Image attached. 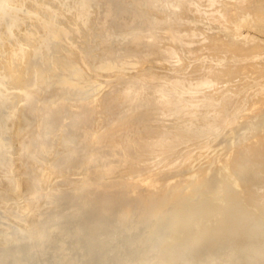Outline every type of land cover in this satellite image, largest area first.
<instances>
[{
    "label": "rangeland",
    "instance_id": "1",
    "mask_svg": "<svg viewBox=\"0 0 264 264\" xmlns=\"http://www.w3.org/2000/svg\"><path fill=\"white\" fill-rule=\"evenodd\" d=\"M154 1L0 0V264H264V0ZM153 185L164 206L144 215Z\"/></svg>",
    "mask_w": 264,
    "mask_h": 264
},
{
    "label": "bare ground",
    "instance_id": "2",
    "mask_svg": "<svg viewBox=\"0 0 264 264\" xmlns=\"http://www.w3.org/2000/svg\"><path fill=\"white\" fill-rule=\"evenodd\" d=\"M123 1H124V0H123ZM143 1H145V0H143ZM148 1H149V0H148ZM148 1L146 0L145 5H146V3H147ZM153 1H154V0H153ZM155 1H157V0H155ZM155 1H154V2H155ZM157 2H160V0L157 1ZM142 3H143V2H142ZM148 3H150V6H151L152 4H153V5H156V4H154V3L152 2V0H151L150 2H148ZM148 3H147V6H148ZM155 3H156V2H155ZM163 3H164V2H162L161 4L163 5ZM157 4H158V3H157ZM164 5L167 6V4H165V3H164ZM168 5H169V4H168ZM170 5H171V4H170ZM172 5H173V4H172ZM157 6H158V5H156V7H157ZM159 6H160V3H159ZM165 6H164V7H165ZM161 7H162V6H161ZM224 7H225V6H224ZM238 7H239V6H238ZM240 7H241V6H240ZM145 8H147V7H145ZM170 8H172V7H170ZM140 9H141V8H140ZM149 10H150V9H149ZM172 10H173V9H172ZM247 10H248V9H247ZM150 11H151V10H150ZM138 12H139V11H138ZM141 12L143 13V12H145V10L143 9ZM141 12H140V13H141ZM146 12H147V11H146ZM244 12H245V10H244ZM169 13H170V12H169ZM7 14H8V13H7ZM147 14H148V13H147ZM174 14H175V13H174ZM176 14H177V13H176ZM231 14H232V13H231ZM140 15H141V14H140ZM148 15H149V14H148ZM171 15H172V14H171ZM117 16H118V15H117ZM117 16H116V17H117ZM142 16H143V14H142ZM145 16H146V14H145ZM148 17H149V16H148ZM222 17H223V16H222ZM245 17H246V16H245ZM136 18H138V17H135V19H136ZM173 18H174V17H173ZM175 18H176V17H175ZM175 18H174V19H175ZM138 19H139V18H138ZM140 19H141V18H140ZM156 19H157V18H156ZM158 19H159V18H158ZM221 19H222V18H221ZM146 20H147V19H146ZM146 20H145V21H146ZM170 20H171V19H170ZM223 20H225V18H224ZM143 21H144V20H143ZM148 21H149V20H148ZM157 21H158V20H157ZM181 21H182V20H181ZM120 22H121V21H120ZM123 22H124V21H123ZM130 22H131V21H129L128 23H130ZM138 22H139V21H138ZM149 22H150V21H149ZM158 22H159V21H158ZM133 23H134V21H133ZM147 23H148V22H147ZM150 23H151V22H150ZM221 23H222V22H221ZM125 24H127V23H125ZM142 24H143V23H142ZM144 24H145V23H144ZM151 24H152V23H151ZM171 24H172V23H171ZM208 24H209V23H208ZM208 24H207V26H209ZM236 24H237V23H236ZM236 24H235V27L237 26ZM152 25H153V24H152ZM152 25H151V26H152ZM240 25H241V24H240ZM245 25H246V24H245ZM245 25H244V26H245ZM139 26H140V24H139L137 27H139ZM142 26H143V25H142ZM171 26H172V25H171ZM173 26H174V25H173ZM173 26H172V27H173ZM181 26H182V25H181ZM195 26H196V25H195ZM242 26H243V24H242ZM242 26H241V27H242ZM154 27H155V26H154ZM237 27H238V28H241V27H239V25H238ZM150 28H152V27H150ZM156 28H157V27H156ZM158 28H159V27H158ZM173 28H174V27H173ZM221 28H222V27H221ZM141 29H142V28H141ZM169 30H172V28H171V29H168V31H169ZM194 30H195V29H194ZM223 30H224V29H223ZM154 31H155V30H154ZM173 31H174V30H173ZM173 31L171 32V36H172L175 40H177V39H178V36H177L178 34H177V35L174 34ZM237 31H238V30H237ZM256 31H257V30H256ZM256 31H255V32H256ZM151 32H152V31H150V33H151ZM169 32H170V31H169ZM238 32H239V31H238ZM226 33H227V32H226ZM231 33H234V32H231ZM151 34H152V33H151ZM152 35H154V32H153ZM234 35H235V33H234ZM240 35H241V34H240ZM247 35H248V33H247ZM10 36H11V35H10ZM14 36H15V35H14ZM60 36H61V35H60ZM119 36H120V35H119ZM137 36L139 37V35H137ZM141 36H142V35H141ZM147 36H148V35H147ZM150 36H151V35H150ZM182 36H183V35H182ZM135 37H136V36H135ZM148 37H149V36H148ZM154 37H155V36H154ZM154 37H153V40H152V41H154ZM223 37H224V36H223ZM219 38H220V36H219ZM227 38H228V37H227ZM233 38H234V37H233ZM247 38H248V37H247ZM249 38H250V37H249ZM115 39H116V38H115ZM148 39H149V38H148ZM235 39H236V38H235ZM235 39H234V40H235ZM124 40H125V39H124ZM133 40H134V39H133ZM140 40H141V39H140ZM210 40H211V39H210ZM246 40H247V39H246ZM253 40H254V39H253ZM253 40H252V42H254ZM120 41H121V40H120ZM215 41L217 42V39H216ZM235 41H236V40H235ZM237 41H238V40H237ZM121 42H122V41H121ZM218 42L220 43V41H218ZM123 43H124V41H123ZM214 43H215V42H214ZM234 43H235V42H234ZM238 43H239V42H238ZM238 43H237V44H238ZM118 44H119V43H118ZM222 44H223V43L221 42V47H222V46H225V45H222ZM235 44H236V43H235ZM157 45H158V44H157ZM219 45H220V44H219ZM116 46H117V45H116ZM119 46H120V45H119ZM150 46H151V45H150ZM154 46H155V44H154ZM176 46H177V45H176ZM243 46H244V45H243ZM152 47H153V46H152ZM185 47H186V46H185ZM231 47H232V46H231ZM110 48H111V47H110ZM110 48H109V49H110ZM148 48H149V47H148ZM171 48H172V47H171ZM177 48H178V47H177ZM179 48H180V47H179ZM183 48H184V47H183ZM186 48H187V47H186ZM224 48H225V47H224ZM111 49H114V48H111ZM123 49H124V48H123ZM221 49L223 50V48H221ZM233 49H235V48H233ZM115 50H116V52L118 51L117 49H115ZM119 50H120V49H119ZM137 50H138V49H137ZM186 50H187V49H186ZM225 50H226V48H225ZM225 50H224V51H225ZM237 50H239V48H237ZM237 50H236V51H237ZM108 51H109V50H108ZM113 51H114V50H113ZM133 51H134V50H133ZM181 51H182V50H181ZM191 51H192V50H191ZM250 51H251V49H250ZM250 51H249V52H250ZM101 52H102V51H101ZM135 52H136V51H135ZM160 52H161V51H160ZM175 52H177V51H175ZM195 52H196V51H195ZM227 52H229L228 49H227L226 53H227ZM233 52H234V54H235V51H234V50H233L232 52L230 51V54H233ZM242 52H245V51L243 50ZM242 52L240 51V52L238 53V51H237L236 55H237V54L240 55V53H241V54H242V55H240V57H241V56L244 55ZM258 52H259V51H258ZM114 53H115V52H114ZM147 53H148V52H147ZM183 53H184V52H183ZM183 53H181V54H183ZM254 53H255V52H253V54H254ZM111 54H113V53H111ZM119 54H120V53H119ZM163 54H164V53H163ZM175 54H176V53H175ZM247 54H248V53H247ZM115 55H117V54H114V56H115ZM227 55H228V54H227ZM236 55H235V56H236ZM251 55H252V54H251ZM123 56H124V55H123ZM178 56H179V55H178ZM133 57H135V56H133ZM133 57H132V58H133ZM238 57H239V56H238ZM77 58H78V57H77ZM124 58H125V57H124ZM136 58H138V57H136ZM245 58H247V57L245 56ZM79 59H80V58H79ZM116 59H117V58H116ZM130 59H131V58H130ZM233 59H235V57H234ZM113 60H115V59H113ZM235 60H236V59H235ZM85 61H87V60H85ZM165 61H166V60H165ZM13 62H14V61H13ZM66 62H67V61H66ZM83 63H85V62L83 61ZM83 63H82V64H83ZM86 63H88V62H86ZM136 63H137V62H136ZM242 63H243V62H242ZM246 63H247V62H246ZM238 64H239V63H238ZM243 64H244V63H243ZM250 64H251V63H250ZM259 64H260V63H259ZM261 64H262V63H261ZM32 65H33V64H32ZM32 65H31V66H32ZM84 65H86V64H84ZM164 65H165V64H164ZM169 65H170V64H169ZM241 65H242V64H241ZM31 66H30V68H31ZM86 66H87V65H86ZM236 66H237V71L240 70V69H238V65H236ZM104 67H105V66H104ZM112 67H113V66H112ZM176 67H177V66H176ZM253 67H254V66H253ZM258 67H259V66H258ZM98 68H99V67H98ZM100 68H101V67H100ZM143 68H145V67H143ZM173 68H174V67H173ZM184 68H185V67H184ZM239 68H240V67H239ZM245 68L248 69L247 67H243V69H245ZM251 68H252V67H251ZM103 69H104V68H103ZM158 69H159V68H158ZM163 69H164V68H163ZM163 69H162V70H163ZM234 69H236V68L234 67ZM246 69H245V70H246ZM123 70H124V69H123ZM183 70H184V69H183ZM248 70H249V69H248ZM248 70H247V71H248ZM257 70H259V69H257ZM37 71H38V70H37ZM225 71L227 72L228 70H225ZM232 71H233V70H232ZM232 71H230V72H232ZM247 71H245V72H246V75H247ZM123 72H124V71H123ZM164 72H165V71H164ZM169 72H170V70H169ZM173 72H174V71H173ZM175 72H177V71H175ZM228 72H229V71H228ZM238 72H239V74H240L242 71L240 70V71H238ZM238 72H237V73H238ZM253 72H254V71H253ZM85 73H86V72H85ZM137 73H138V72H137ZM114 74H115V73H114ZM123 74H124V73H123ZM162 74H163V73H162ZM231 74H232V73H231ZM233 74L236 76L235 72H234ZM242 74H243V73H242ZM250 74H251V72H250ZM255 74H256V73H255ZM80 75H81V74H80ZM121 75H122V74H121ZM138 75H139V74H138ZM142 75H143V73H142ZM223 75H224V74H223ZM234 75H233V76H234ZM135 76H136V74H135ZM166 76H168V75H166ZM227 76H229V75H227ZM237 76H238V75H237ZM242 76H244V75H242ZM257 76H258V75H257ZM41 77H42V76H41ZM121 77H122V76H121ZM124 77H125V76H124ZM143 77H144V76H143ZM161 77H162V76H161ZM230 77H232V76H230ZM239 77H240V75H239ZM245 77H246V76H245ZM78 78H79V77H78ZM114 78H115V77H114ZM119 78H120V77H119ZM145 78H146V77H145ZM157 78H158V76H157ZM232 78H233V77H232ZM235 78H236V77H235ZM22 79H23V78H22ZM44 79H45V78H44ZM50 79H51V78H50ZM66 79H67V78H66ZM107 79H108V78H107ZM126 79H127V78H126ZM128 79H129V78H128ZM148 79H150L149 82H151V80H152L153 78L150 77V78H148ZM178 79H179V78H178ZM186 79H187V77H186ZM99 80H100V79H99ZM138 80H140V79H138ZM143 80H145V79H143ZM235 80H236V79H235ZM39 81H40V80H39ZM41 81H42V80H41ZM132 81H133V80H132ZM135 81H136V80H135ZM135 81H133V84L135 83ZM153 81H154V80H153ZM128 82H129V81H128ZM144 82H145V81H142V82H141V85H142V86L140 85L139 88L142 87L141 89H143V87H145V86L148 85V83H144ZM159 82H160V81H159ZM52 83H53V82H52ZM60 83H61V82H60ZM138 83H139V82H138ZM153 83H154V82H153ZM163 83H164V81H163ZM72 84H73V83H72ZM72 84L70 83V85H72ZM136 84H137V83H136ZM168 84H169V83H168ZM185 84H186V83H185ZM188 84H189V83H188ZM243 84H244V83H243ZM101 85H102V84H101ZM112 85H114V83H113ZM112 85H111V86H112ZM121 85H122V84H121ZM150 85H152V83H151ZM163 85L166 86L167 84H163ZM36 86H37V84H36ZM135 86H136V85H135ZM34 87H35V86H34ZM43 87H44V86H43ZM75 87H76V86H75ZM94 87H95V86H94ZM96 87H97V86H96ZM166 87H167V86H166ZM187 87H188V86H187ZM235 87H236V86H235ZM44 88H45V87H44ZM46 88H47V87H46ZM120 88H121V87H120ZM122 88H123V87H122ZM247 88H248V87H247ZM261 88H262V87H261ZM161 89H162V88H161ZM245 89H246V88H245ZM259 89H260V88H259ZM102 90H103V89H102ZM117 90H118V89H117ZM175 90H176V89H175ZM247 90H248V89H247ZM129 91H131V90H129ZM250 91H251V90H250ZM229 92H230V91H229ZM231 92H232V91H231ZM248 92H249V91H248ZM121 93H122V92H121ZM62 94H63V93H62ZM99 94H100V93H99ZM116 94H117V93H116ZM182 94H183V93H182ZM255 94H256V92H255ZM66 95H67V94H66ZM69 95H70V94H69ZM87 95H88V94H87ZM117 95H118V94H117ZM197 95H198V94H197ZM200 95H201V94H200ZM232 95H233V94H232ZM2 96H3V95H2ZM45 96H46V95H45ZM73 96H74V95H73ZM83 96H84V95H83ZM201 96H202V95H201ZM12 97H13V96H12ZM105 97H106V96H105ZM110 97H111V96H110ZM192 97H193V95H192ZM0 98H1V96H0ZM5 98H6V97H5ZM182 98H183V97H182ZM187 98H188V97H187ZM187 98H186V99H187ZM97 99H98V98H97ZM138 99H139V98H138ZM189 99H190V98H189ZM195 99H196V98H195ZM195 99H194V100H195ZM197 99H198V98H197ZM207 99H208V98H207ZM0 100H3V98L0 99ZM9 100H10V99H9ZM11 100H12V99H11ZM94 100H95V99H94ZM98 100H100V99H98ZM191 100H192V99H191ZM203 100H204V99H203ZM263 100H264V98H263ZM18 101H19V100H18ZM207 101H208V100H207ZM12 102H13V101H12ZM75 102H76V101H75ZM100 102H101V101H100ZM100 102H99V103H100ZM102 102H104V101H102ZM244 102H245V101H244ZM263 102H264V101H263ZM1 103H3V102L1 101ZM81 103H82V102H81ZM88 103H89V102H88ZM90 103L92 104V102H90ZM93 103H94V102H93ZM95 103H96V102H95ZM99 103H98V104H99ZM120 103H121V102H120ZM184 103H185V102H184ZM189 103H190V102H189ZM193 103H194V102H193ZM198 103H199V102H198ZM14 104H15V103H14ZM71 104H72V102H71ZM117 104H118V103H117ZM124 104H125V102H124ZM134 104H135V103H134ZM175 104H176V103H175ZM195 104H196V103H195ZM200 104H201V103H200ZM205 104H206V103H205ZM237 104H238V103H237ZM259 104H261V103H259ZM259 104H258V106H260ZM93 105H94V104H93ZM120 105H121V104H120ZM120 105H119V106H120ZM122 105H123V104H122ZM122 105H121V106H122ZM170 105H171V104H170ZM263 105H264V103H263ZM90 106H91V105H90ZM130 106H131V105H130ZM138 106H139V105H138ZM167 106H169V105H167ZM13 107H14V106H13ZM115 107H116V106H115ZM135 107H137V106H135ZM172 107H173V106H172ZM261 107H262V106H261ZM261 107H260V108H261ZM59 109H60V108H59ZM59 109H58V110H59ZM124 109H125V107H124ZM257 109H258V108H257ZM261 109H262V108H261ZM62 110H63V108H62ZM64 110H65V109H64ZM84 110H85V109H84ZM84 110H83V111H84ZM86 110L88 111V107H87ZM86 110H85V111H86ZM245 110H246V109H245ZM53 111H54L53 114H55V113H56L55 110H53ZM81 111H82V110H81ZM121 111H122V110H121ZM136 111H137V110H136ZM152 111H153V110H152ZM154 111H155V110H154ZM246 111H247V110H246ZM246 111H245V112H246ZM59 112H60V111H59ZM91 112H92V111H91ZM93 112H94V111H93ZM96 112H97V111H96ZM133 112H134V111H132V113H133ZM185 112H187V111H185ZM62 113H63V112H62ZM160 113H161V112H160ZM160 113H159V114H160ZM183 113H184V112H183ZM187 113H188V112H187ZM250 113H251V112H250ZM252 113H253V112H252ZM254 113H255V112H254ZM53 114H51V115H53ZM57 114H58V112H57ZM60 114H61V113H60ZM64 114H65V112H64ZM97 114H98V113H97ZM100 114H102V112H101ZM140 114H141V113H140ZM248 114H249V113H248ZM256 114H257V112H256ZM17 115H18V114H17ZM95 115H96V113H95ZM95 115L93 114V117H95ZM102 115H103V114H102ZM157 115H158V114H157ZM172 115H173V114H172ZM240 115H241V114H240ZM252 115H253V114H252ZM56 116H57V115H56ZM61 116H62V115H61ZM61 116H59V117H61ZM90 116H91V115H90ZM103 116H104V115H103ZM106 116H107V115H106ZM124 116H125V115H124ZM187 116H188V115H187ZM244 116H245V115H244ZM246 116H248V115H246ZM246 116H245V119H246ZM17 117H18V116H17ZM178 117H179V116H178ZM223 117H224V116H223ZM225 117H226V116H225ZM249 117H250V116H249ZM89 118H90V117H89ZM89 118H88V119H89ZM91 118H92V117H91ZM91 118H90V120H91ZM95 118H97V117H95ZM117 118H118V117H117ZM226 118H227V117H226ZM242 118H243V117H242ZM86 119H87V118H86ZM93 119H94V118H93ZM153 119H154V118H153ZM237 119H239V118H237ZM240 119H241V117H240ZM243 119H244V118H243ZM22 120H23V119H22ZM90 120H89V121H90ZM94 120H95V119H94ZM99 120H100V119H99ZM222 120L225 121V119H222ZM249 120H250V119H249ZM89 121H87V122L89 123ZM104 121H105V120H104ZM219 121H220V120H219ZM229 121H232V120L229 119ZM20 122H21V121H20ZM84 122H85V121H84ZM87 122H86V123H87ZM96 122H97V121H96ZM96 122H93V121L91 122V121H90V124H91V123H94V124H95ZM136 122H137V121H136ZM136 122H135V123H136ZM165 122H167V121H165ZM88 123H87V124H88ZM103 123H104V122H103ZM190 123H191V122H190ZM221 123H222V121H221ZM221 123H220V124H221ZM227 123L229 124V122H227ZM227 123H226V121H225V124H227ZM137 124H138V123H137ZM139 124H140V123H139ZM141 124H142V123H141ZM167 124H168V123H167ZM187 124H188V123H187ZM223 124H224V123H223ZM88 125H89V124H88ZM88 125H87V126H88ZM91 125H92V124H91ZM170 125H171V124H170ZM179 125H180V124H179ZM215 125H216V124H215ZM89 126H90V125H89ZM103 126H104V125H103ZM105 126H106V125H105ZM139 126H140V125H139ZM144 126H145V125H144ZM191 126H192V125H191ZM228 126H229V125H227L226 127L228 128ZM90 127H91V126H90ZM97 127H98V126H97ZM100 127H102V126H100ZM150 127H151V126H150ZM187 127H189V126H187ZM224 127H225V126H224ZM58 128H59V127H58ZM82 128H84V127H82ZM134 128H135V127H134ZM156 128H157V127H156ZM180 128H181V127H180ZM217 128H218V126H217ZM219 128H220V127H219ZM159 129H160V128H159ZM244 129H245V128H244ZM83 130H84V129H83ZM87 130H88V129H87ZM87 130H86V131H87ZM182 130H183V129H182ZM221 130H222V129H221ZM42 131H43V130H42ZM55 131H56V130H55ZM189 131H190V130H189ZM223 131H224V130H223ZM88 132H89V131H88ZM200 132H201V131H200ZM80 133H82V132H80ZM92 133H93V132H92ZM140 133L142 134V132H140ZM167 133H168V132H167ZM181 133H182V132H181ZM189 133H190V134H189ZM189 133H188V134H189L188 136L192 135V132H189ZM179 134H180V133H179ZM254 134H255V133H254ZM83 135H85V134H83ZM159 135H160V134H159ZM177 135H178V134H177ZM184 135H185V134H184ZM200 135H201V134H200ZM202 135H203V134H202ZM86 136H87V135H85L84 137H86ZM149 136H150V135H149ZM197 136H199V135H197ZM260 136H261V135H260ZM127 137H129V136H127ZM141 137H142V136H141ZM150 137H151V136H150ZM161 137H164V136H161ZM186 137H187V136H186ZM192 137H193V136H192ZM210 137L212 138V136H210ZM256 137H257V136H256ZM67 138H68V136H67ZM125 138H126V137H125ZM156 138H157V137H156ZM158 138H159V136H158ZM158 138H157V139H158ZM165 138H166V135H165ZM169 138H170V136H169ZM172 138H173V137H172ZM187 138H188V137H187ZM198 138H199V137H198ZM246 138H247V137H246ZM261 138H262V140H263V139H264V136H262ZM261 138H258V139H261ZM68 139H69V138H68ZM91 139H92V138H91ZM137 139H138V138H137ZM137 139H136V140H137ZM144 139H145V138H144ZM161 139H162V138H161ZM170 139H171V138H170ZM176 139H177V138H176ZM189 139H190V138H189ZM199 139L201 140V138H199ZM203 139H204V138H203ZM203 139H202V140H203ZM227 139H228V138H227ZM244 139H245V138H244ZM256 139H257V138H256ZM258 139L256 140L257 143H258V142H261V140L258 141ZM8 140H9V139H8ZM65 140H66V138H65ZM83 140L86 142V140L89 141L90 139H89V138H88V139L85 138V139H83ZM130 140H131V139H130ZM204 140H205V139H204ZM206 140H207V139H206ZM246 140H247V139H246ZM66 141H67V140H66ZM88 141H87V142H88ZM153 141H154V140H153ZM153 141H152V142H153ZM160 141L163 142L162 140H160ZM168 141H169V140L167 139V142H168ZM172 141H173V140H172ZM186 141H188V140H186ZM253 141H254V139H253ZM82 142H83V141H82ZM137 142H138V141H137ZM137 142H136V143H137ZM149 142H151V141H149ZM152 142H151V143H152ZM158 142H159V141H158ZM203 142H204V141H203ZM226 142H227V141H226ZM246 142H247V141H246ZM248 142H249V141H248ZM71 143H72V142H71ZM155 143H156V142H155ZM229 143H230V142H229ZM257 143H255V144H257ZM25 144H26V143H25ZM53 144H55V143H53ZM84 144H85V143H84ZM89 144H90V143H89ZM89 144H88V145L85 144V146L87 145V148H89V147H90ZM95 144H96V143H95ZM148 144H149V143H148ZM148 144H145V145H148ZM160 144H161V143H160ZM246 144H247V143H246ZM250 144H251V143H250ZM253 144H254V142H253ZM253 144H252V146H253ZM255 144H254L253 147H255ZM259 144H260V143H259ZM259 144H258V146H256L255 148H257V149L259 148V151H260V148L263 147V146H262V144H261V146L259 147ZM26 145H27V144H26ZM113 145H114V144H113ZM122 145H123V144H122ZM150 145H151V144H149V146H147L148 148H146V150H145L147 154H150V152H153V149H152L153 147L151 148ZM166 145H167V144H166ZM88 146H89V147H88ZM162 146H163L162 149L165 148V145H162ZM179 146H180V145H179ZM186 146H187V145H186ZM133 147H134V146H133ZM155 147H156V146H155ZM157 147H159V146L157 145ZM167 147H169V146H167ZM246 147H248V146H246ZM85 148H86V147H85ZM92 148H93V147H92ZM92 148H91V149H92ZM107 148H108V147H107ZM107 148H106V149H107ZM122 148H123V147H122ZM170 148H171V146H170ZM170 148H169V150H171ZM195 148H196V147H195ZM57 149H58V148H57ZM106 149L104 150L103 153H105ZM119 149H120V148H119ZM162 149H161V151H164V150H162ZM166 149H168V148H166ZM185 149H186V148H185ZM251 149H252V148H251ZM257 149H255V150H257ZM263 149H264V148H263ZM263 149H262V150H263ZM64 150H65V149H64ZM88 150H90V149H88ZM92 150H93V149H92ZM96 150H97V149H96ZM101 150H102V149H101ZM125 150H126V149H125ZM154 150H155V149H154ZM158 150H160V149H158ZM54 151H55V150H54ZM251 151H252V150H251ZM253 151H254V149H253ZM86 152H87V151H86ZM106 152H107V151H106ZM164 152H165V151H164ZM164 152H163V153H164ZM166 152H167V151H166ZM166 152H165V154H166ZM174 152H175V151H174ZM261 152H263V155H264V150L261 151ZM101 153H102V152H101ZM121 153H122V152H121ZM161 153H162V152H161ZM232 153H233V152H232ZM247 153H249V152H247ZM257 153H258V152H257ZM259 153H260V152H259ZM105 154H106V153H105ZM105 154H104V155H105ZM167 154H168V153H167ZM173 154H174V153H173ZM21 155H22V154H21ZM26 155H27V154H26ZM160 155H161V154H160ZM214 155H215V154H214ZM164 156L166 157V155H164ZM231 156H232V155H231ZM245 156H246V155H245ZM256 156H259V157L257 158ZM165 157H164V158H165ZM234 157H235V156H234ZM248 157H249V156H248ZM262 157H263V156H262ZM262 157H261L260 155H258V154L255 155V158H256V161H257L256 163H257V164H261V162L263 161V158H262ZM26 158H27V157H26ZM66 158H67V157H66ZM66 158H65V159H66ZM68 158H69V157H68ZM88 158H89V157H88ZM88 158H87V159H88ZM92 158H93V157H92ZM94 158H95V157H94ZM101 158H102V157H101ZM145 158H147V156H145V155L142 156V159H145ZM164 158H162V159H164ZM129 159H130V158H129ZM142 159H140V160L142 161ZM162 159H161V160H162ZM237 159H238V158L234 159V160L231 162V166H232V167H234V164H236ZM62 160H63V159H62ZM146 160H147V159H146ZM161 160H160V161H161ZM71 161H72V160H71ZM71 161H70V162H71ZM143 161H144V160H143ZM214 161H215V160H214ZM58 162H59V161H58ZM66 162H68L67 159H66ZM72 162H73V161H72ZM91 162H93V161H91ZM146 162H147V161H146ZM157 162H158V161H157ZM161 162H162V161H161ZM25 163H26V162H25ZM68 163H69V162H68ZM74 163H75V161H74ZM96 163H97V162H96ZM99 163H100V162H99ZM105 163H106V162H105ZM110 163H111V162H110ZM135 163H136V162H135ZM28 164H29V163H28ZM58 164H59V163H58ZM60 164H61V163H60ZM69 164H70V163H69ZM123 164H124V163H123ZM205 164H206V163H205ZM61 165H62V164H61ZM65 165H66V164H65ZM115 165H116V164H115ZM119 165H120V164H119ZM160 165H161V163H160ZM210 165H211V164H209V166H210ZM212 165H213V163H212ZM212 165H211V166H212ZM62 166H64V165H62ZM66 166H67V165H66ZM66 166H65V167H66ZM68 166H69V165H68ZM73 166H74V165H73ZM100 166H101V165H100ZM100 166H99V167H100ZM158 166H159V165H158ZM235 166H236V165H235ZM254 166H255V165H254ZM57 167H58V166H57ZM57 167H56V168H57ZM69 167H70V166H69ZM227 167H229V166H227ZM237 167H238V166H237ZM58 168H59V167H58ZM58 168H57V169H58ZM62 168H63V167H62ZM66 168H67V167H66ZM150 168H151V167H150ZM198 168H199V167H198ZM204 168H205V167H204ZM204 168H203V169H204ZM210 168H211V167H210ZM29 169H30V168H29ZM57 169H56V170H57ZM99 169H100V168H99ZM103 169H104V168H103ZM199 169H200V168H199ZM205 169H206V168H205ZM231 169H232V168H231ZM248 169H251V168H248ZM25 170H26V169H25ZM60 170H63V169H60ZM60 170H59V171H60ZM68 170H69V169H68ZM108 170H109V169H108ZM114 170H115V169H114ZM114 170H113V171H114ZM155 170H156V169H155ZM234 170H235V169H234ZM234 170H233V172H234ZM27 171H28V170H27ZM203 171H204V170H203ZM229 171H230V170H229ZM114 172H116V171H114ZM153 172H154V171H153ZM68 174H69V173H68ZM233 174H234V173H233ZM261 174H262V173H261ZM137 175H138V174H137ZM152 175H153V174H152ZM68 176H69V175H68ZM71 176H72V175H71ZM113 176H114V175H113ZM100 177H101V176H100ZM106 177H107V176H106ZM192 177H193V176H192ZM67 178H68V177H67ZM95 178H96V177H95ZM98 178H99V177H98ZM101 178H102V177H101ZM234 178H235V177H234ZM234 178H233V180H234ZM237 178H238V176H237ZM68 179H69V178H68ZM106 179H107V178H106ZM111 179H112V178H111ZM111 179H110V180H111ZM30 180H32V179H30ZM60 180H62V179H60ZM67 181H68V180H67ZM100 181H101V180H100ZM103 181H104V180H103ZM262 181H263V180H262ZM22 182H23V181H22ZM106 182H107V181H106ZM111 182H113V180H112ZM131 182H132V181H131ZM234 182H235V181H234ZM240 182H241V181H240ZM34 183H35V182H34ZM77 183H78V182H77ZM82 183H83V182H82ZM89 183H90V182H89ZM104 183H105V182H104ZM117 183H118V182H117ZM262 183H263V182H262ZM23 184H24V183H23ZM32 184H33V183H32ZM90 184H91V183H90ZM93 184H94V183H93ZM100 184H101V183H100ZM133 184H134V183H133ZM133 184H132V185H133ZM241 184H242V183H241ZM257 184H259V183H257ZM257 184H256L255 186H257ZM260 184H261V183H260ZM82 185H83V184H82ZM85 185H86V184H85ZM98 185H99V184H98ZM106 185H107V184H106ZM26 186H27V185H26ZM32 186H33V185H32ZM69 186H70V185H69ZM88 186H89V185H88ZM88 186H87V187H88ZM260 186H261V185H260ZM34 187H35V186H34ZM54 187H55V186H54ZM67 187H68V186H67ZM89 187H90V186H89ZM99 187H100V186H99ZM25 188H26V187H25ZM29 188H30V187H29ZM156 188H157V187L154 188V185H153V186L149 189V193L147 194V199H146L144 202L139 201V203L141 202V204H142V205H141L142 207H140V208H141V212H142V210H144V211H145V210H146V211H148V210H149V211H152L151 209H153V208L158 209V208H162V206H164V200H161V199L157 198V197L155 196V194L150 193V192H154ZM259 188H260V187H259ZM27 189H28V188H27ZM118 189H119V188H118ZM194 189H195V188H194ZM260 189H261V188H260ZM52 190H53V189H52ZM70 190H71V189H70ZM157 190H158V189H157ZM238 190H239V189H238ZM258 190H259V189H258ZM93 191H94V190H93ZM95 191H96V190H95ZM97 191H98V190H97ZM115 191H116V190H115ZM120 191H121V190H120ZM261 191H262V190H261ZM261 191L259 190V192H261ZM91 192H92V191H91ZM109 192H110V191H109ZM121 192H122V191H121ZM124 192H125V191H124ZM124 192H123V194H124ZM32 193H33V192H32ZM99 193H100V192H99ZM101 193H102V192H101ZM107 193H108V192H107ZM110 193L112 194V192H110ZM256 193L258 194V192H256ZM52 194H53V192H52ZM55 194H56V193H55ZM55 194H54V195H55ZM58 194H59V193H58ZM88 194H89V193H88ZM102 194H103V193H102ZM113 194H115V193L113 192ZM119 194H120V193H119ZM119 194H118L117 196L115 195V197L117 198V197L119 196ZM33 195H34V193H33ZM49 195H51V194H49ZM54 195H53V196H54ZM86 195H87V194H86ZM91 195H92V194H91ZM99 195H100V194H99ZM254 195H256V194H254ZM258 195H259V194H258ZM60 196H62V195H60ZM65 196H66V195H65ZM88 196H89V195H88ZM93 196H95V195H93ZM107 196H108V195H107ZM143 196H144V195H143ZM220 196H221V195H220ZM222 196H223V195H222ZM222 196H221V197H222ZM50 197H51V196H50ZM101 197H102V196H101ZM115 197H114V198H115ZM258 197H259V196H258ZM41 198H42V197H41ZM58 198H59V197H58ZM91 198H92V197H91ZM108 198H110V197H108ZM112 198H113V197H112ZM112 198H110L111 201H112ZM114 198H113V199H114ZM145 198H146V195H145ZM259 198H260V197H259ZM50 199H51V198H50ZM60 199H61V198H60ZM94 199H95V198H94ZM105 199H106V197H105ZM119 199H120V197H119ZM132 199H134V198H132ZM132 199H131V200H132ZM136 199H137V198H136ZM260 199H261V198H260ZM52 200H53V199H52ZM74 200H75V199H74ZM86 200H87V199H86ZM97 200H98V198H97ZM97 200H96V201H97ZM102 200H103V199H102ZM114 200H115V199H114ZM140 200H141V199H140ZM215 200H216V199H215ZM261 200H262V199H261ZM27 201H28V200H27ZM32 201H33V200H32ZM38 201H39V199L37 200L36 203H38ZM47 201H48V200H47ZM66 201H68V199H67ZM66 201H65V202H66ZM105 201H106V200H105ZM105 201H104V202H105ZM179 201H180V202L178 203V206L182 207V206H184V203H185V201H186V198H183V197H182V198L179 199ZM29 202H31V201H29ZM44 202H45V201H44ZM93 202H94V201H93ZM104 202H102L101 204H103ZM106 202H108V200H107ZM109 202H110V201H109ZM109 202H108V203H109ZM121 202H122V201H121ZM127 202H128V200H127ZM129 202H130V201H129ZM261 202H262V201H261ZM90 203H91V202H90ZM117 203L119 204L120 202L117 201ZM117 203H116V204H117ZM137 203H138V202H137ZM50 204H51V203H50ZM59 204H61V203H59ZM83 204H84V203H83ZM86 204H87V203H86ZM95 204L97 205V203H95ZM95 204H94V205H95ZM98 204L101 205L100 203H98ZM110 204H111V202H110ZM112 204H114V202H113ZM133 204H134V203L132 202L131 205L133 206ZM135 204H136V203H135ZM99 205H98V206H99ZM54 206H56V205H54ZM87 206H88V205H87ZM104 206H105V204H104ZM106 206H107V205H106ZM106 206H105V207H106ZM110 206H111V205H110ZM120 206H122V205L120 204L118 207H120ZM58 207H59V206H58ZM61 207H62V206H61ZM115 207H116V206H115ZM136 207H137V206H136ZM138 207H139V206H138ZM30 208H31V207H30ZM47 208H48V207H47ZM54 208H55V207H54ZM100 208H101V206H100ZM109 208L111 209V207H109ZM109 208H107V209L104 208V209L109 211ZM116 208H117V207H116ZM116 208L114 209V207H113L112 209L116 210ZM171 208H172V207H171ZM231 208H232V207H231ZM93 209H94V208H93ZM123 209H124V208H123ZM134 209H135V207H134ZM137 209H138V208H137ZM169 209H170V208H169ZM201 209H202V208H201ZM101 210H103V207H102ZM105 210H103V212H105ZM118 210H119V209H118ZM122 211H123V210H122ZM130 211H131V210H130ZM153 211H155V210L153 209ZM160 211H161V210H160ZM226 211H227V210H226ZM109 212H110V211H109ZM111 212H112V211H111ZM132 212H133V211H132ZM95 213H96V212H95ZM112 213H114V211H113ZM142 213L144 214V212H142ZM146 213H147V212H145V214H146ZM149 213L151 214L152 212H148V214H149ZM101 214H102V213H101ZM101 214L98 213V215H100V216H101ZM109 214H110V213H109ZM119 214H120V213H119ZM145 214H144V215H145ZM152 214H153V213H152ZM155 214H156V213H155ZM155 214H154V215H155ZM162 214H163V213H162ZM222 214H223V213H222ZM254 214H255V212H254ZM12 215H13V214H12ZM52 215H54V214H52ZM52 215H51V218H53ZM102 215H103V214H102ZM104 215H105V214H104ZM104 215H103V216H104ZM111 215H112V214H111ZM113 215H114V217H115V213H114ZM144 215H143V216H144ZM158 215H159V213H158ZM205 215L208 216L207 214H205ZM239 215H240V213H239ZM247 215H248V214H247ZM41 216H42V215H41ZM96 216H97V215H96ZM96 216H95V217H96ZM103 216H102V217H103ZM117 216H118V218H117ZM131 216H132V215H131ZM141 216H142V215H141ZM141 216H140V217H141ZM143 216H142V217H143ZM152 216H153V215H152ZM155 216H156V215H155ZM164 216H165V215H164ZM203 216H204V215H203ZM229 216H230V215H229ZM245 216H246V215H245ZM44 217H45V215H44ZM75 217H76V216H75ZM105 217H106V216H105ZM105 217H104V218H105ZM111 217H112V216H111ZM111 217H110V218H111ZM121 217H122V215H121ZM128 217H129V215H128ZM140 217H139V218H140ZM147 217H148V216H147ZM150 217H151V216H150ZM193 217L195 218V216H193ZM248 217H249V216H248ZM248 217H247V218H248ZM86 218H87V216H86ZM112 218H113V217H112ZM134 218H135V217H134ZM145 218H146V216H145ZM247 218H246V219H247ZM7 219H8V218H7ZM46 219H47V218H46ZM46 219H45V220H46ZM49 219H50V218H49ZM71 219H75V218H71ZM81 219H82V218H81ZM87 219H88V218H87ZM100 219H101V218H100ZM115 219L120 220L119 215H116ZM128 219H129V218H128ZM143 219H144V218H143ZM143 219H142V220H143ZM157 219H158V221H159L161 218H157ZM213 219H214V218H213ZM60 220H61V219H60ZM105 220H106V219H105ZM109 220H110V219H109ZM124 220H125V219H124ZM135 220H137V219H135ZM152 220H153V219H152ZM250 220H251V219H250ZM71 221H72V220H71ZM158 221H157V222H158ZM160 221H161V220H160ZM160 221H159V223H160ZM262 221H263V220H262ZM58 222H59V221H58ZM68 222H69V221H68ZM102 222H105V221L102 220ZM102 222H100V223L102 224ZM110 222H112V221H110ZM175 222H176V221H175ZM190 222H191V221H190ZM207 222H208V221H207ZM1 223H2V222H1ZM3 223H4V222H3ZM11 223H13V222H11ZM74 223H75V222H74ZM81 223H82V222H81ZM159 223H157V224H158L159 226H161L162 224H159ZM246 223H248V221H246ZM250 223H251V222H250ZM250 223H249V224H250ZM253 223H254V222H253ZM71 224H72V222H71ZM77 224H78V222H77ZM110 224H111V223H110ZM122 224H124V223L121 222L120 225H122ZM157 224L155 223L154 225L157 226ZM176 224H177V223H176ZM190 224H191V223H190ZM241 224H242V223H241ZM33 225H34V224H33ZM33 225H32V226H33ZM35 225H36V224H35ZM40 225H41V224H40ZM43 225H45V224H43ZM66 225H69V223L67 224V222H66ZM66 225H65V226H66ZM74 225H75V224H74ZM78 225H79V224H78ZM94 225H96V224H94ZM118 225H119V222H118V224H117L116 226H118ZM124 225H125V224H124ZM134 225H135V224H134ZM178 225H179V224H178ZM178 225H177V228H180L181 226L178 227ZM239 225H240V224H239ZM251 225H252V224H251ZM122 226H123V225H122ZM122 226H121V228H124V226H123V227H122ZM126 226H127V225H126ZM162 226H163V225H162ZM241 226H242V225H241ZM252 226H253V225H252ZM252 226H251L250 228H252ZM262 226H263V225H262ZM42 227H43V226H42ZM54 227H55V226H54ZM66 227H67V226H66ZM94 227H95V226H94ZM174 227H175V226H174ZM222 227H223V226H222ZM257 227H258V226H257ZM263 227H264V226H263ZM44 228H45V226H44ZM57 228H58V227H57ZM57 228H56V229H57ZM63 228H64V227H63ZM63 228H61V230H62ZM115 228H116V227H115ZM118 228H119V226H118ZM118 228H116V229H118ZM127 228H128V227H127ZM151 228H152V227H151ZM153 228H154V227H153ZM158 228H159V227H158ZM200 228H201V227H200ZM244 228H245V227H244ZM9 229H10V228H9ZM33 229H34V228H33ZM46 229H47V227H46ZM90 229H91V227H90ZM182 229H183V228H182ZM205 229H206V228H205ZM12 230H13V229H12ZM92 230H93V229H92ZM151 230H153V229H151ZM154 230H155V228H154ZM207 230H209V229H207ZM207 230H206V231H207ZM53 231H54V230H53ZM80 231H81V230H80ZM83 231H84V230H82V232H83ZM96 231L98 232L99 230H96ZM119 231H120V230H119ZM149 231H150V230H149ZM160 231H161V230H159V234L161 233V235H162L163 232H160ZM171 231H174V230H171ZM186 231H187V230H186ZM206 231H205V232H206ZM210 231H211V230H210ZM210 231H208V232H210ZM232 231H233V230H232ZM249 231H250V230H249ZM249 231H248V232H249ZM258 231H259V230H258ZM8 232L11 233L10 231H8ZM23 232H24V231H23ZM44 232H45V231H44ZM64 232H65V231H64ZM93 232H94V231H93ZM115 232H117V231H115ZM155 232H157V230H156ZM175 232H176V230H175L174 232H172V233L174 234ZM179 232H180V230H179ZM179 232H177V233H179ZM188 232H189V231H188ZM196 232H197V231H196ZM256 232H257V231H256ZM9 233H8V234H9ZM21 233H22V232H21ZM33 233H34V232H33ZM37 233H38V232H36L35 234H37ZM42 233H43V232H42ZM46 233H47V232H46ZM46 233H45V234H46ZM48 233H49V232H48ZM48 233H47V234H48ZM51 233H52V232H51ZM51 233H50V235H51ZM76 233H78V232H76ZM83 233H84V232H83ZM87 233H89V231H88ZM99 233H100V232H99ZM99 233H98V234H99ZM123 233H124V232H123ZM149 233H151V232H149ZM165 233H167V232H165ZM168 233H171V232H168ZM180 233H181V232H180ZM249 233H250V232H249ZM5 234H6V233H5ZM93 234H94V233H93ZM121 234H122V233H121ZM121 234H119V236H120ZM125 234H126V233H125ZM152 234H153V231H152ZM157 234H158V233H157ZM159 234H158V235H159ZM12 235H13V233H12ZM37 235H38V234H37ZM76 235H77V234H76ZM78 235H79V234H78ZM83 235H85V234H83ZM89 235H90V234H89ZM94 235H95V234H94ZM126 235H127V234H126ZM150 235H151V234H150ZM150 235H149V236H150ZM158 235L156 236V238L154 237L155 240L157 239ZM165 235H166V234H165ZM232 235H233V234H232ZM21 236H22V235H21ZM33 236H34V235H33ZM47 236H48V235H47ZM115 236H117V234H116ZM149 236H148V237H149ZM168 236H172V234H171V235L169 234ZM168 236H167V237H168ZM175 236H177V235L175 234ZM175 236H173V238H174ZM178 236H179V235H178ZM205 236H206V235H205ZM22 237H23V236H22ZM61 237H62V236H61ZM77 237H78V236H77ZM80 237H81V236H80ZM90 237H91V236H90ZM98 237H99V236H98ZM117 237H118V236H117ZM159 237H160V235H159ZM159 237H158V238H159ZM162 237H163V235H162ZM164 237H165V236H164ZM164 237H163V238H164ZM199 237H201V236H199ZM199 237H198V238H199ZM254 237H255V236H254ZM8 238H9V237H8ZM28 238H29V237H28ZM87 238H89V237H87ZM120 238H121V237H120ZM122 238H123V237H122ZM146 238H147V237H146ZM150 238H151V236H150ZM163 238H162V239H163ZM170 238H172V237H170ZM170 238H169V239H170ZM183 238H185V236H184ZM183 238H181L182 241H183ZM232 238H233V237H232ZM242 238H243V237H242ZM2 239H3V238H2ZM17 239H19V238H17ZM21 239H22V238H21ZM23 239H24V238H23ZM54 239H55V238H54ZM74 239H75V238H74ZM89 239H90V238H89ZM91 239H92V238H91ZM91 239H90V241H91ZM148 239H149V238H148ZM162 239L157 240V242H158V241H161ZM189 239H190V238H189ZM204 239H206V238L204 237ZM0 240H1V239H0ZM12 240H14V239H12ZM26 240H28V239H26ZM35 240H36V239H35ZM41 240H42V239H41ZM44 240H45V239H44ZM50 240H51V239H50ZM60 240H61V239H60ZM93 240L96 241L95 238H94ZM101 240H102V239H101ZM116 240H117V239H116ZM143 240H144V239H143ZM145 240H147V239H145ZM145 240H144V241H145ZM173 240H174V239H173ZM194 240H195V239H194ZM249 240H250V239H249ZM10 241H11V239H10ZM21 241H22V240H21ZM30 241H31V240H30ZM37 241H38V240H36V242H37ZM58 241H59V239H58ZM61 241H62V240H61ZM61 241H60V243H61ZM77 241H78V240H77ZM90 241H89V242H90ZM125 241H126V240H125ZM163 241H164V240H163ZM178 241H179V239L177 240V242H178ZM187 241H188V240H187ZM204 241H205V240H204ZM220 241H221V240H220ZM246 241H247V240H246ZM1 242H2V241H1ZM13 242H14V241H13ZM25 242H28V241H25ZM31 242H32V241H31ZM44 242H45V241H44ZM47 242H48V241H47ZM66 242H68V241H66ZM114 242H117V241H115V238H114ZM7 243H8V242H7ZM11 243H12V242H11ZM17 243H18V242H17ZM23 243H24V241H23ZM37 243H38V242H37ZM51 243H52V242H51ZM54 243H55V242H54ZM57 243H58V242H57ZM68 243H69V242H68ZM77 243H78V242H77ZM80 243H81V242H80ZM92 243H93V242H92ZM98 243H99V241H98ZM158 243H159V242H158ZM158 243H157V244H158ZM162 243H163V242H162ZM162 243H161V244H162ZM165 243H166V241H165ZM165 243L162 244V246H163V245L166 246ZM185 243H186V241H185ZM248 243H249V242H248ZM5 244H6V243H5ZM14 244H15V243H14ZM25 244H26V243H25ZM32 244H35V243H32ZM45 244H46V243H45ZM52 244H53V243H52ZM90 244H91V243H90ZM90 244H89V245H90ZM95 244H96V243H95ZM95 244H94L93 246H95V247L97 248V245H95ZM99 244H100V243H99ZM118 244H119V243H118ZM155 244H156V243H155ZM155 244H154V245H155ZM159 244H160V243H159ZM177 244H179V243H177ZM249 244H250V243H249ZM16 245H17V244H16ZM21 245H22V243H21ZM39 245H41V244L39 243ZM39 245H38V246H39ZM49 245H50V244H49ZM49 245L46 244L47 247H48ZM54 245H55V244H54ZM66 245H67V244H66ZM102 245H104V244L102 243ZM126 245H127V244H126ZM168 245H169V244H168ZM186 245H187V243H186ZM186 245H185V246H186ZM242 245H243V244H242ZM19 246H20V244H19ZM19 246H18V248H19ZM26 246H27V245H26ZM29 246L32 247V245H29ZM41 246L43 247L44 245H41ZM52 246H53V245H52ZM90 246H91V245H90ZM104 246H105V245H104ZM106 246H107V245H106ZM112 246H113V245H112ZM128 246H129V245H128ZM158 246H159V245H158ZM174 246H175V244H174ZM174 246H173V247H174ZM183 246H184V245H183ZM185 246H184V248H187V246H186V247H185ZM189 246H191V245H189ZM197 246H199V245H197ZM244 246H245V244H244ZM254 246H255V245H254ZM14 247L17 248V246H14ZM53 247H56V246H53ZM87 247L89 248V246H87ZM100 247H101V246H100ZM131 247H132V246H131ZM134 247H135V246H134ZM168 247H169V246H168ZM168 247H167V248H168ZM170 247H171V246H170ZM170 247H169V248H170ZM195 247H196V246H195ZM16 248H14V249H16ZM18 248L16 249L17 252H19V251H18ZM21 248H22V247H21ZM21 248H19V249L21 250ZM36 248H37V247H36ZM61 248H62V246H61ZM63 248H64V247H63ZM65 248H67V246H66ZM77 248H78V247H77ZM93 248H94V247H93ZM96 248H95V249H96ZM98 248H99V247H98ZM111 248H113V247H111ZM123 248H124V247H123ZM156 248L158 249V247H156ZM162 248H163V247H162ZM177 248H181V247H178V246H177ZM184 248H183V249H184ZM243 248H244V247H243ZM245 248H246V247H245ZM8 249H9V247H8ZM14 249H12L11 251H13ZM24 249H25V248H24ZM39 249H40V248H39ZM49 249H50V248H49ZM68 249H69V248H68ZM159 249H161V245H160ZM170 249H171V248H170ZM241 249H242V248H241ZM256 249H257V248H256ZM4 250H5V249H4ZM25 250H26V249H25ZM27 250H29V249H27ZM41 250H42V249H41ZM55 250H56V249H55ZM57 250H60V249H57ZM66 250H67V249H66ZM90 250H91V249H90ZM163 250H165V249H163ZM166 250H167V249H166ZM175 250H177V249H175ZM187 250H188V249H187ZM9 251H10V250H9ZM11 251H10V252H11ZM45 251H46V250H45ZM60 251H62V250H60ZM63 251H65V250H63ZM77 251H78V250H77ZM100 251H101V249H100ZM102 251H103V250H102ZM114 251H115V250H114ZM114 251H112V252H114ZM123 251H124V250H123ZM181 251L183 252V250H181ZM193 251H195V250H193ZM13 252H15V251H13ZM21 252H22V250H21ZM26 252H27V251H26ZM34 252H35V251H34ZM49 252H50V251H49ZM57 252H58V251H57ZM65 252H66V251H65ZM69 252H70V251H69ZM80 252H81V251H80ZM82 252H83V251H82ZM90 252H91V251H90ZM127 252H128V251H127ZM127 252H126V253H127ZM144 252H145V250H144ZM169 252H170V251H169ZM169 252H168V253H169ZM173 252H174V251H173ZM184 252H185V250H184ZM1 253H2V252H1ZM41 253H43V252H41ZM52 253H53V252H52ZM52 253H51V255H52ZM55 253H56V252H55ZM67 253H68V252H67ZM75 253H76V252H75ZM106 253H107V252L105 251L104 254H106ZM117 253H118V252H117ZM117 253L114 252L113 255H114V254H117ZM121 253H123V252H121ZM124 253H125V252H124ZM124 253H123V254H124ZM200 253H201V252H200ZM242 253H243V252H242ZM7 254H8V253H7ZM9 254H10V253H9ZM13 254H14V253H13ZM18 254H20V253H18ZM21 254H22V253H21ZM21 254H20V255H21ZM45 254H46V253H45ZM57 254H59V253H57ZM57 254H56V256H57ZM62 254H63V253H62ZM102 254H103V253H102ZM146 254H147V253H146ZM178 254H179V253H178ZM231 254H232V253H231ZM240 254H241V252H240ZM256 254H257V253H256ZM36 255H37V254H36ZM39 255H40V254H39ZM43 255H44V254H43ZM51 255H50V256H51ZM68 255H69V254H68ZM68 255L66 254V256H68ZM83 255H84V254H83ZM94 255H95V254H94ZM94 255H93V256H94ZM109 255H112V254L110 253ZM113 255H112V256H113ZM120 255H121V254H120ZM169 255H170V254H169ZM233 255H234V254H233ZM235 255H236V253H235ZM261 255H264V252L261 251L259 257H260ZM5 256H6V255H5ZM33 256H34V255H33ZM44 256H45V255H44ZM48 256H49V255H48ZM53 256H54V255H52L51 257H53ZM59 256H61V255H59ZM59 256H58V259H59ZM63 256H64V255H63ZM84 256H85V255H84ZM96 256H97V255H96ZM104 256H105V255H104ZM112 256H110V258H111ZM116 256H117V255H116ZM125 256H126V255H125ZM125 256H124V257H125ZM172 256H173V255H172ZM247 256H249V255H247ZM0 257H1V256H0ZM2 257L4 258V254H3ZM20 257H21V256H20ZM20 257H19V258H20ZM42 257H43V256H42ZM46 257H47V255L45 256V258H46ZM61 257H62V256H61ZM74 257H76V256H74ZM108 257H109V256H108ZM173 257H174V256H173ZM243 257H244V256H243ZM251 257H252V256H251ZM5 258H6V257H5ZM23 258H24V257H23ZM38 258H39V257H37V258H35V259H38ZM40 258H41V257H40ZM48 258H49V257H48ZM62 258H63V257H62ZM68 258H70V257L68 256ZM83 258H84V257H83ZM92 258H94V257H92ZM104 258H105V257H104ZM113 258H114V257H113ZM116 258H117V257H116ZM118 258H119V256H118ZM156 258H157V255H156ZM159 258H161V257H159ZM159 258H157V260H158ZM218 258H219V257H218ZM230 258H232V257H230ZM252 258H253V257H252ZM65 259H66V258H65ZM65 259H64V261H65ZM81 259H82V257H81ZM84 259H85V258H84ZM87 259H89V258H87ZM94 259H95V258H94ZM98 259H99V258H98ZM111 259H112V258H111ZM249 259H250V257H249ZM12 260H13V259H12ZM21 260H22V259H21ZM21 260H20V261H21ZM24 260H27V259H24ZM28 260H29V258H28ZM40 260H41V259H40ZM48 260H49V259H48ZM59 260L61 261V258H60ZM73 260H74V259H73ZM73 260H72V261H73ZM116 260H117V259H116ZM116 260H114V261H116ZM176 260H177V259H176ZM236 260H238V257L235 259V261H236ZM244 260H245V259H244ZM45 261H47V260H45ZM52 261H53V259H52ZM56 261H58V260L56 259ZM56 261H55V257H54V262H56ZM60 261H59V262H60ZM72 261H71V263H72ZM75 261H76V260H75ZM93 261H94V260H93ZM231 261H232V260H231ZM26 262H27V261H26ZM40 262H41V261H40ZM50 262H51V261H50ZM61 262H62V261H61ZM73 262H74V261H73ZM85 262H87V261H85ZM104 262H105V261H104ZM107 262H108V261H107ZM145 262H146V260H145ZM14 263H15V262H14ZM18 263H19V262H18ZM57 263H58V262H57ZM57 263H56V264H57ZM89 263H91V262H89ZM95 263H96V261H95ZM98 263H99V261H98ZM105 263H106V262H105ZM125 263H126V262H125ZM15 264H16V263H15ZM20 264H21V262H20ZM43 264H44V263H43ZM50 264H51V263H50ZM68 264H69V263H68ZM99 264H100V263H99ZM149 264H150V263H149ZM227 264H228V263H227Z\"/></svg>",
    "mask_w": 264,
    "mask_h": 264
}]
</instances>
